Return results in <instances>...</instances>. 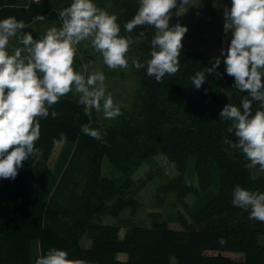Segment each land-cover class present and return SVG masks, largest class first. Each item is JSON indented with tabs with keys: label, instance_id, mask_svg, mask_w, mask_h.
Returning <instances> with one entry per match:
<instances>
[{
	"label": "trees",
	"instance_id": "trees-1",
	"mask_svg": "<svg viewBox=\"0 0 264 264\" xmlns=\"http://www.w3.org/2000/svg\"><path fill=\"white\" fill-rule=\"evenodd\" d=\"M93 2L116 14L121 35H127L124 24L136 14L139 0ZM71 3L32 0L29 6L28 0H0V20H22L25 32L34 25L60 27L58 13ZM141 31L145 33L142 42L131 45L127 53L128 69L137 85L129 106L120 108L122 115L106 124L95 110L85 113L78 94L68 93L49 109L47 118H37L41 124L36 141L42 150L39 159L24 161L14 180L0 178V264H36L52 248L88 264H174V260L176 264H264V222L250 219V210L232 203L237 185L264 193V175L250 178L242 151L224 143L225 139L236 143V137L228 132L231 122L219 115L228 103L240 106L247 93L234 87L224 58L213 74L205 73L206 81L197 90L191 77L212 67L215 59L185 46L179 71L166 74L158 83L146 71L155 29L137 27L132 35ZM133 58L145 67L137 70ZM258 106L253 101V113ZM52 111L59 115L53 118ZM85 124L100 129L102 139L85 135L81 131ZM62 134L65 142H61ZM57 143L67 146L51 170ZM159 154L178 171L159 185L157 193L161 204L166 195L176 193L187 214L178 217L181 228L171 227L154 213L150 225L133 224L121 236L120 224L98 221L101 216H118L125 208L136 212L140 203L131 195L133 167ZM105 158L120 168L118 183L104 175ZM193 160L197 180L189 182ZM197 198L202 200L194 201ZM84 236L91 240L88 247L82 245ZM34 242L40 244L36 257L32 255ZM121 252L127 254L126 260L118 258Z\"/></svg>",
	"mask_w": 264,
	"mask_h": 264
},
{
	"label": "clouds",
	"instance_id": "clouds-1",
	"mask_svg": "<svg viewBox=\"0 0 264 264\" xmlns=\"http://www.w3.org/2000/svg\"><path fill=\"white\" fill-rule=\"evenodd\" d=\"M32 0H28V5ZM189 0H139L132 19L124 24L127 35H121L116 14L98 7L93 0H72L70 6L59 11L60 27H50L40 38L23 31L25 23L15 17L0 20V178L15 179L18 169L29 157L42 155L36 147L41 134L39 118H47L49 109L70 92L78 94V103L85 113L102 112L105 119L122 115L120 106L106 90V76L102 70L87 75L74 67L77 46L90 41L91 47L103 58L109 69L128 68L130 46L142 42L145 33H132L137 27L155 29L151 40L150 59L146 61L149 76L161 82L167 75L179 71L182 40L187 26L179 23L170 27L172 10L179 16ZM43 20L45 17L40 16ZM224 33L232 34L230 44L222 50L223 64L234 87L247 93L240 106L228 103L220 118L230 121L229 133L236 143H224L238 148L246 157V167L252 180L264 175V0H231L225 9ZM15 38L18 46H11ZM86 47L88 45H85ZM221 64L216 58L212 67L197 71L192 85L199 90L206 81L205 73L213 74ZM137 69L145 63L132 59ZM253 101L258 107L253 113ZM59 113L51 112L53 118ZM81 131L94 139H102L100 129L82 126ZM66 137L61 135V142ZM235 207L250 210V219L264 222V193L237 185L233 190ZM225 241L221 238V243ZM67 251L50 249L40 255L36 264H88L83 259H69Z\"/></svg>",
	"mask_w": 264,
	"mask_h": 264
},
{
	"label": "rangeland",
	"instance_id": "rangeland-1",
	"mask_svg": "<svg viewBox=\"0 0 264 264\" xmlns=\"http://www.w3.org/2000/svg\"><path fill=\"white\" fill-rule=\"evenodd\" d=\"M56 25V24H55ZM51 26L41 27L34 25L26 32H31L34 38H40L46 33V30ZM85 45H88L87 47ZM11 46H18L17 40L13 38L10 41ZM206 55L216 59L224 58L221 53L210 52ZM226 55V52H225ZM74 67L78 71H83L85 75L95 71L102 70L106 76V90L113 97L114 103L121 107H128L133 99L136 89V80L130 73L128 68L109 69L107 65L103 63L102 56L95 52L91 47L90 41H84L77 46V53L74 61ZM102 121L106 124H112L115 119H105L102 112H98ZM67 144L57 143L55 145L49 168L55 170L59 161L64 155V151ZM188 169V181L192 182L193 179L197 180V176L194 173L191 161ZM178 174V171L173 168L172 164L168 161L167 157L159 154L151 158L144 159L139 166L133 167L132 176L134 178V186L131 190V195L139 200V207L134 213L130 208H125L118 216H101L98 217V221L107 224H120L122 226L121 236H124L126 228L133 225H150L152 216L154 213L160 214L162 219H166L170 222L171 227L175 229L181 228V223L178 217L185 213V210L180 203L176 193H169L166 195L165 201L161 204L157 188L163 182L168 181L170 178ZM104 175L113 183H118L122 177L120 168L108 158L104 160ZM191 197V196H190ZM202 200L195 199L194 201ZM187 215V214H186ZM161 219V218H160ZM261 242H264V238H261ZM82 245L90 246L91 240L87 236L82 239ZM40 253L39 242H34L32 246V255L36 257ZM231 254V253H230ZM235 258H239L240 254H231ZM118 256V255H117ZM125 254H120L119 259H124ZM176 264V260L173 262Z\"/></svg>",
	"mask_w": 264,
	"mask_h": 264
},
{
	"label": "crops",
	"instance_id": "crops-1",
	"mask_svg": "<svg viewBox=\"0 0 264 264\" xmlns=\"http://www.w3.org/2000/svg\"><path fill=\"white\" fill-rule=\"evenodd\" d=\"M179 6L180 0H177ZM231 8V0H189L185 5L184 11L177 16L175 13L177 9L172 10V18L170 20V27L179 23L187 26L188 31L184 35L183 46L200 51L204 54L210 52L221 53L222 50L226 52L232 34L224 33V14L225 9ZM124 259L126 260V253Z\"/></svg>",
	"mask_w": 264,
	"mask_h": 264
}]
</instances>
